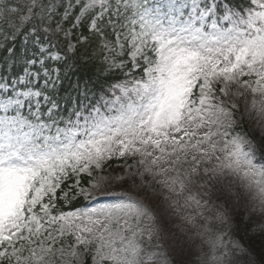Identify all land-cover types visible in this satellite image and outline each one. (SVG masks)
<instances>
[{"label":"snow or ice","instance_id":"1","mask_svg":"<svg viewBox=\"0 0 264 264\" xmlns=\"http://www.w3.org/2000/svg\"><path fill=\"white\" fill-rule=\"evenodd\" d=\"M0 264H264V0H0Z\"/></svg>","mask_w":264,"mask_h":264}]
</instances>
